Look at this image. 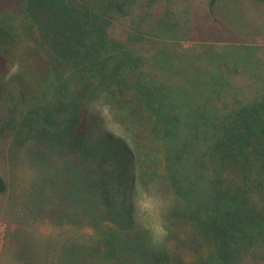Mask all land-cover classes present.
Masks as SVG:
<instances>
[{"label": "trees", "instance_id": "16d2710c", "mask_svg": "<svg viewBox=\"0 0 264 264\" xmlns=\"http://www.w3.org/2000/svg\"><path fill=\"white\" fill-rule=\"evenodd\" d=\"M135 1L0 0V139H38L89 158L97 204L124 197L127 206L122 183L135 172L90 145L101 102L128 126L133 147L125 150L138 173L162 169L170 184L161 190L176 194L151 264H236L264 242V93L224 114L207 142L185 138L184 149L178 116L147 79L144 56L111 32ZM7 189L0 174V194Z\"/></svg>", "mask_w": 264, "mask_h": 264}, {"label": "rangeland", "instance_id": "374dc122", "mask_svg": "<svg viewBox=\"0 0 264 264\" xmlns=\"http://www.w3.org/2000/svg\"><path fill=\"white\" fill-rule=\"evenodd\" d=\"M111 32L144 56L147 79L178 116L184 149L185 138L207 142L224 114L264 93V0H136ZM94 109L90 145L135 172L122 183L129 205H119L124 197L113 207L97 204L89 158L38 139H0V174L8 182L0 194V264H133L129 257L151 264L153 230L164 228L176 194L161 190L170 184L162 169L148 178L138 173L137 158L125 150L133 147L128 126L101 102ZM236 264H264V242Z\"/></svg>", "mask_w": 264, "mask_h": 264}, {"label": "clouds", "instance_id": "9594fccd", "mask_svg": "<svg viewBox=\"0 0 264 264\" xmlns=\"http://www.w3.org/2000/svg\"><path fill=\"white\" fill-rule=\"evenodd\" d=\"M153 235H154V242L158 241L159 239H161L163 236L166 235V231L163 228V226H157L154 230H153Z\"/></svg>", "mask_w": 264, "mask_h": 264}]
</instances>
